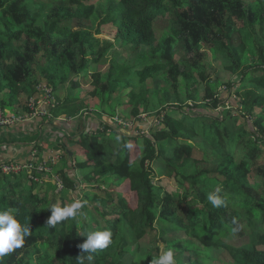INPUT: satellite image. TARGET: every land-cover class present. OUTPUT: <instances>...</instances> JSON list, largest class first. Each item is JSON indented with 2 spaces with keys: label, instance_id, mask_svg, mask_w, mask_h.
<instances>
[{
  "label": "trees",
  "instance_id": "1",
  "mask_svg": "<svg viewBox=\"0 0 264 264\" xmlns=\"http://www.w3.org/2000/svg\"><path fill=\"white\" fill-rule=\"evenodd\" d=\"M91 1L0 0L1 108L12 105L23 112L15 111L18 116L28 115V101L39 99L41 81L54 89L71 74L84 83L92 74L89 96L98 107L107 102L114 112L126 98L122 105L131 115L124 120L134 126L131 135H124L113 123L81 122L87 104H76L75 98L54 108V121L78 119L79 129H86L55 136L71 143H58L62 148L55 154L70 162L80 152L85 156L75 164L81 176L77 179L70 167L72 176L55 166L45 173L38 169L43 160L32 163L27 176L22 171L27 168L0 174V211L14 209L31 231L21 248L0 257V264H78L84 234L106 228L112 243L84 254L83 264H150L158 245L176 249L178 264H211L213 250L228 255L223 264H264V117L255 114L256 108L264 116V0H112L107 14ZM158 17L168 22V35L160 42ZM112 33L128 57L110 59L103 74L96 66L108 59L113 41L106 35ZM177 44L185 58L181 65ZM248 44L250 63L244 60L250 58ZM137 54L141 60L135 64ZM211 60L239 72L221 92L210 87ZM189 70L192 83L185 80ZM159 80L176 100L168 103L159 86L162 111L147 116L159 123L146 134L147 120L140 116L152 106L153 83ZM182 82L200 98L182 94ZM80 84L72 80L69 88ZM9 163L17 162L0 161ZM159 179L161 185L174 180L173 193L168 185L159 187ZM217 188L227 206L215 208L207 200ZM75 200L86 202L84 215L47 225L51 205Z\"/></svg>",
  "mask_w": 264,
  "mask_h": 264
},
{
  "label": "rangeland",
  "instance_id": "2",
  "mask_svg": "<svg viewBox=\"0 0 264 264\" xmlns=\"http://www.w3.org/2000/svg\"><path fill=\"white\" fill-rule=\"evenodd\" d=\"M97 0L88 2V4H93L95 3L96 5L102 4L100 5L102 11L104 14L108 13V6L111 5L113 3L112 0H105L103 3H96ZM246 3H251L254 0H245ZM95 5V6H96ZM100 9H96V11H99ZM161 17L157 18V21L155 22L156 26H155V33H156V38H157V42L163 41V36L164 38H166V36L168 35V22L164 19H160ZM43 20V18H42ZM113 34H107L106 37H108L109 39H111L113 41V46L110 49V51L106 54L108 59L106 60L105 64H100L96 66V70H98L99 72L106 74L109 68V60L110 59H115V60H119L122 61L124 59H127L126 57H128L127 52H126V47L123 46V43L119 40H116L113 37ZM101 37V36H98ZM243 39H248L249 34L247 33V36L244 35L242 36ZM250 49L252 50L251 46L248 44L247 45V52L250 55ZM175 51L177 54V58H176V63L181 65L182 61L185 59L182 57L183 53H182V47L177 44L175 45ZM249 59V61L247 60ZM136 60V61H135ZM135 60L134 63L137 64L140 60H141V56L140 55H135ZM244 60H247L248 63L251 62V55L250 58H244ZM123 62V61H122ZM210 64L208 67H210V71L213 72L209 78V81H211L210 87L211 89L214 91H223L225 89V84L231 81H234L236 78V74H238L239 72L235 73H231L229 71H225L224 70V66L223 64L219 63L218 61L216 62L215 60H211L209 61ZM227 63H225L226 65ZM194 71H200V69L198 70H194ZM192 70L187 71L186 76H185V80L189 81V82H193V79L190 78L191 74H192ZM93 74L96 72H92ZM91 75L89 74L86 80V83L81 81V78L76 77L74 74L70 75V78L68 80V82H66L65 84H63L62 87H55L54 89L49 86L46 81H41L39 85H37L36 91H38V93L42 94V89H45L46 91L39 96V104L38 106L36 105L34 112L31 113V115H24L22 114L23 112L21 111V109H17V107H13L12 105H8L5 108H1L0 110L5 114L6 117H10V116H17V112H22L20 113L24 118V122L21 123L23 126H25V128L20 129L21 124L18 125L19 123H17L16 125H18V127H16V125H14L13 129L11 128H6V129H0V132H4L5 135H2V137L4 136L3 139L0 140V147H10L11 145H6L4 146V143L8 144L11 143V141L13 142H21V141H25L27 139H29L28 141H25L24 143V147L25 150L27 149L28 152L30 154H28V157H31V160L29 161V164H25L26 166H24V168L27 169H23L22 171H27L25 172L24 176H27L28 174H30L31 172V167H32V163L38 162L43 160V163H39L38 169L39 170H45V173L47 171H49L50 167H54L56 168V171L58 169L63 170L65 172H67L69 175H73V172H71L72 170L74 171L75 177L78 179L81 175H80V169L77 170V168H75V164L76 162H83L85 161V156L80 152V154L78 155V160L76 161H72L70 162L69 160H67V158L64 157V155L62 156L61 154H55V148L61 149L62 147L57 146V144H63L66 147H70L71 143L68 142V139H64V138H60L56 141V135L57 136H61V134L63 135H68L70 136L71 134H78L80 133V131L86 130V129H79L78 126V119H67L65 116H60L58 117V119H56L55 121L53 120V111L54 108L62 103L65 102L67 99H72L75 98V103L79 104L81 101H84L87 104V108L82 112V118L85 121H81V122H94L96 120H101V122H104L106 124H108L109 126H113V124H115L116 126H120V128L118 129V131H120L122 134L124 135H131V132L133 130V124L132 121L129 120H124L126 119V117H129L130 114V108H127V106L122 105V103H125L127 101L126 98H124L123 100L118 101V105L115 109V112L112 111L113 109H111L108 106V103H102L100 107H98L100 105V103L89 96V94L94 90V86L91 84ZM37 78V75H36ZM72 80H77L80 81V86L76 89L71 90L69 88L70 86V82ZM232 83V82H231ZM154 87L152 90V97H151V101H152V106L149 108L147 113H143L141 114V118L145 119L144 121L147 120V122L145 125H142L144 133L148 134L149 133V129L151 127H153V124L158 125L157 123H159L157 121V117L156 116H151L150 118H148L147 116L150 115L151 113H158L160 111H162V107L160 106L159 103V86L163 85V91L167 97V102L168 103H173L176 99L174 98L173 94L168 90V85L163 83L161 80L156 81L153 83ZM152 88V85L150 86ZM180 87L182 90V94L185 95H189V94H195L198 98H200V95H198L197 93H193L191 87L186 84L185 82L180 83ZM241 87V86H240ZM187 89V92H185V90ZM178 93L180 92V89L178 87ZM53 92V94H52ZM55 92V94H54ZM225 97V95H224ZM33 99L29 100V102L32 104L33 103ZM52 101V102H51ZM14 104L18 105L21 104L18 101H13ZM50 102H51V106H50ZM23 105V104H21ZM89 105V106H88ZM47 106V107H45ZM53 106V107H52ZM15 108V109H14ZM261 110L256 109L255 108V114L258 116H262L264 117L261 112ZM240 112L245 113V110H241ZM163 114V112L161 113V115ZM130 118V117H129ZM252 120V119H249ZM160 121V120H159ZM88 125V124H87ZM97 125H99V123H97ZM264 125V123H263ZM248 128H252V124L251 122H249V127ZM99 130H103L102 127H100ZM8 133V134H7ZM141 134V132H139ZM5 138L7 140H5ZM109 138L110 139H115L116 135L114 133H109ZM116 141L118 143H122V139H116ZM79 151V150H77ZM132 156L135 154V152H132ZM55 154L54 156L50 157L49 159L47 157H49L50 155ZM135 157V156H134ZM195 157H200V155H195ZM71 169H70V168ZM21 171V172H22ZM23 172V173H24ZM22 173V175H23ZM27 174V175H26ZM5 175V174H2ZM55 181H56V187L57 189L58 186H61L60 184V180L58 179V177H55ZM160 181L156 180V184L159 187H165L166 185H168L169 188L167 189L170 193H173V189L175 187V181L171 180L169 181V184H158ZM58 185V186H57ZM86 186V184L82 183L81 187ZM63 191V190H62ZM66 193V192H64ZM87 193V192H86ZM91 194V193H90ZM67 196L70 195L69 193L66 194ZM90 198V196H89ZM75 199V198H74ZM113 215V214H112ZM114 216V215H113ZM112 216V217H113ZM176 221V220H175ZM178 221V220H177ZM158 229V228H157ZM228 258V255L225 254L224 250H213L212 255H211V260L212 263L211 264H223V262H225Z\"/></svg>",
  "mask_w": 264,
  "mask_h": 264
},
{
  "label": "clouds",
  "instance_id": "3",
  "mask_svg": "<svg viewBox=\"0 0 264 264\" xmlns=\"http://www.w3.org/2000/svg\"><path fill=\"white\" fill-rule=\"evenodd\" d=\"M221 189L217 188L214 192L207 195V200L215 208L227 206L226 196L220 195ZM84 201L75 200L66 203L62 207L53 204L49 207L51 215L47 221L49 227H55L58 223L69 218H76L84 215L82 209ZM235 223V221H233ZM235 231V229H233ZM30 225L22 224L15 215L14 209L0 211V257H3L14 250L21 248L25 238L30 235ZM86 240L79 245L84 254L95 253L97 250L106 249L112 243V231L110 229L88 231L84 234ZM159 254L151 258L150 264H178L176 249L168 248L165 250L163 245H158ZM83 255L77 257L78 264H83ZM91 259V256H88Z\"/></svg>",
  "mask_w": 264,
  "mask_h": 264
},
{
  "label": "built area",
  "instance_id": "4",
  "mask_svg": "<svg viewBox=\"0 0 264 264\" xmlns=\"http://www.w3.org/2000/svg\"><path fill=\"white\" fill-rule=\"evenodd\" d=\"M45 91H46L45 89H42V94ZM42 94H40V95H42ZM38 100H36V101L34 100L32 104L28 101V106L30 108V113L28 114L29 116L31 115L32 112L36 111L35 107H36V105L38 106V104H39ZM51 102H50V106L52 105ZM45 107H47V106H45ZM22 117L23 116H18V115L6 117L5 114L0 110V129H6L8 127H11V126L17 124V123H23L24 118H22ZM24 166H26V165L20 166L18 163H9V164L0 165V174L8 175V174H12V173H18V172H21V170H22V168H24Z\"/></svg>",
  "mask_w": 264,
  "mask_h": 264
},
{
  "label": "crops",
  "instance_id": "5",
  "mask_svg": "<svg viewBox=\"0 0 264 264\" xmlns=\"http://www.w3.org/2000/svg\"><path fill=\"white\" fill-rule=\"evenodd\" d=\"M23 128H25V126H23ZM2 135H5L4 132H0V140L4 138V136L2 137ZM21 143H23V145L21 146ZM24 140L21 142H13L11 141V143H4V146L6 145H11L10 147H0V161L5 162V161H14L20 164H25L27 162H29L31 160V157H28V154H30L28 152V150H25L24 147Z\"/></svg>",
  "mask_w": 264,
  "mask_h": 264
},
{
  "label": "water",
  "instance_id": "6",
  "mask_svg": "<svg viewBox=\"0 0 264 264\" xmlns=\"http://www.w3.org/2000/svg\"><path fill=\"white\" fill-rule=\"evenodd\" d=\"M70 155H71V153H70Z\"/></svg>",
  "mask_w": 264,
  "mask_h": 264
}]
</instances>
